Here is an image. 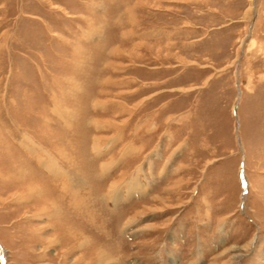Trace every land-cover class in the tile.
Here are the masks:
<instances>
[{"label":"rangeland","instance_id":"374dc122","mask_svg":"<svg viewBox=\"0 0 264 264\" xmlns=\"http://www.w3.org/2000/svg\"><path fill=\"white\" fill-rule=\"evenodd\" d=\"M0 243V264H264V0H0Z\"/></svg>","mask_w":264,"mask_h":264},{"label":"bare ground","instance_id":"6f19581e","mask_svg":"<svg viewBox=\"0 0 264 264\" xmlns=\"http://www.w3.org/2000/svg\"><path fill=\"white\" fill-rule=\"evenodd\" d=\"M126 153H127V152H126ZM128 153H129V152H128ZM25 166H26V165H25ZM27 166H28V165H27ZM29 167H30V166H29ZM29 167H28V168H29ZM148 167H149V166H148ZM46 170H47V169H46ZM46 170H45V171H46ZM55 170H56V169H55ZM28 171H29V170H28ZM50 172H51V171H50ZM53 172H54L55 176H53L52 179H54V178H58V177H57L58 174H57L54 170H53ZM28 173H29V172H28ZM28 173H27V174H28ZM25 175H26V174H25ZM33 175H34V174H33ZM30 176H31V175H30ZM35 177H36V176H35ZM28 179H29V178H28ZM36 179H37V177H36ZM62 180H63V179H62ZM62 180L59 178V180H54V183H56V184H57V183H60V182H62ZM30 181H32V179H31ZM243 183L245 184V181H244ZM62 184H63V183H62ZM21 186H23V185H20V187H21ZM41 186H43V185H41ZM52 186H53V185H52ZM66 186H68V185H66ZM245 186H246V185H245ZM31 187H32V186H31ZM129 187H130V186H129ZM21 188H22V187H21ZM32 188H33V187H32ZM44 188H45V187H44ZM28 189H29V187H28L27 189H25L24 191L20 190V191H22V192H20V193H18V194L16 193V192H18V191H16L15 193H13L12 196L15 195V196H17L16 198H18V197H23L26 193L28 194V193H33V192H36V191H37L38 194H41V193H40V192H41V191H40V188H39L37 185L34 186L35 191H33V192H32V191L29 192ZM121 189H122V188H121ZM132 189H133V188H132ZM132 189H131V190H132ZM137 189H138L139 192H140V190H142V189L140 188V185H138V188H137ZM128 190H129V189H128ZM133 190H134V189H133ZM134 191H135V190H134ZM46 192H47V191H46ZM135 192H136V191H135ZM133 193H134V192H133ZM133 193H132V194L130 193V194H131V195H134L135 193H134V194H133ZM42 194H43V193H42ZM48 194H50V192H48ZM127 194H129V193H127ZM54 196H55V195H54ZM37 198L39 199V196H38ZM50 198H51V197H50ZM104 199H106L107 202H108L109 200H111V198L109 197V195L107 196V198H104ZM115 200H116V199H115ZM160 200H161V199H160ZM39 201H46V202H45V204H44L40 209H38V207H37L39 203L36 204V206H35V208H37V210H36V211H37V214H36V215L38 216V213H41V212H46V213H47L48 211H50L51 218H52V215L58 210V208H57V206L55 205V203L50 202L49 200H45V199H44V200L41 199V200H39ZM111 201L113 202L114 200L112 199ZM164 202H165V199L162 200V203H163V204H164ZM111 206H112V205H111ZM165 207H166V206H165ZM55 214H57V213H55ZM53 217H54V215H53ZM58 217H60V213L58 214ZM56 218H57V217H56ZM61 219H62V217H61V218H58V219H57L58 222H59V220L62 221ZM54 221H56V219H55ZM65 234H66V233H65ZM69 234H70V232H69ZM67 235H68V232H67ZM70 235H71V234H70ZM70 235H69V236H70ZM55 241H57V240H55ZM48 243L50 244V242H48ZM51 243H52V242H51ZM81 244H82V243H81ZM50 245H51V244H50ZM53 245H54V243H53ZM78 245H79V244H78ZM73 248H75V247H73ZM73 248H72V249H73ZM47 249H48V247L43 248L42 252L45 253V252L47 251ZM76 249H77V247H76ZM76 249H75V250H76ZM234 249H235V248H234ZM239 249H240V248H239ZM242 249H243V248H242ZM228 251H229V250H228ZM239 251H240V250H239ZM242 251H243V250H242ZM248 251H249V250H248ZM234 253H235V252H234ZM236 253H237V252H236ZM239 254H240V253H239ZM241 254H242V253H241ZM42 255H43V254H42ZM44 255H45V254H44ZM94 255H95V254H94ZM230 255H231V254H230ZM234 255H235V254H234ZM234 255H233V256H234ZM99 256H101V255H99ZM233 256H232V257H233ZM95 257H96V256H95ZM101 257H102V256H101ZM101 257H99V258H101ZM237 258H239V255L233 257V260H235V259L237 260ZM231 261H232V260H231ZM223 262H224V261H223ZM215 263H216V262H215ZM221 263H222V262H221ZM218 264H220V263H218Z\"/></svg>","mask_w":264,"mask_h":264},{"label":"crops","instance_id":"0c3cea01","mask_svg":"<svg viewBox=\"0 0 264 264\" xmlns=\"http://www.w3.org/2000/svg\"><path fill=\"white\" fill-rule=\"evenodd\" d=\"M139 181L142 183L143 180H142V181L139 180ZM136 182H137V181H136ZM143 182H144V181H143ZM53 183H54V182H53ZM62 183H63V184H62ZM57 184L59 185V183H57ZM60 184H61L63 187H65V186L67 185V183H66V181H64V179L62 180V182H60ZM138 184H139V183H137L136 185H138ZM53 185H54V184H53ZM68 185H69V184H68ZM54 186H55V185H54ZM54 186H53V187H54ZM130 190H131V189H130ZM139 193L141 194V192H139V191L136 192V194H138V195H139ZM48 195H51V194H48ZM108 195L110 196L111 194L108 193ZM124 195H125V199H129L130 196H131V194H126V193H125ZM124 195H123V196H124ZM112 197H113V196L111 195V196H110L111 200H112V199L114 200V198H112ZM56 206H57V205H56ZM55 213H57V212H55ZM55 213L53 214L54 217H57V219L60 218V217H62V219H64L63 222L66 223V221H65L66 218H65L64 216H61V215H64V214H65L63 211L60 212V217H58V214H59V213H58V214H55ZM46 214H47V213H46ZM48 215H49L48 217L51 218V215H50V214H48ZM53 215H52V218H51V219L54 218ZM62 219H61V220H62ZM52 225H53V224H52ZM52 238H53V237H52ZM43 240H45V239H43ZM45 245H46V244H45ZM0 248H4L3 245H2L1 243H0Z\"/></svg>","mask_w":264,"mask_h":264}]
</instances>
